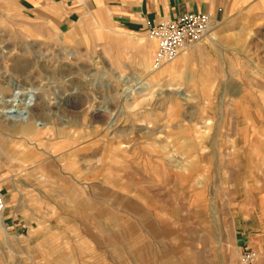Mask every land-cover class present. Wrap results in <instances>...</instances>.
<instances>
[{
  "label": "rangeland",
  "instance_id": "374dc122",
  "mask_svg": "<svg viewBox=\"0 0 264 264\" xmlns=\"http://www.w3.org/2000/svg\"><path fill=\"white\" fill-rule=\"evenodd\" d=\"M23 28L0 2V94L10 79L37 88L47 122L40 142L0 141L18 152L0 186L34 214L2 223L0 264H243L240 232L264 264V13L158 70L144 34L71 43ZM134 84L148 90L129 99Z\"/></svg>",
  "mask_w": 264,
  "mask_h": 264
},
{
  "label": "crops",
  "instance_id": "0c3cea01",
  "mask_svg": "<svg viewBox=\"0 0 264 264\" xmlns=\"http://www.w3.org/2000/svg\"><path fill=\"white\" fill-rule=\"evenodd\" d=\"M0 2L10 3L18 10L20 21L25 26V29H22L23 32H33L37 37L49 40L55 39V36L62 37L63 42L69 40L71 43L81 42L83 36L93 41L88 33L91 34L94 28H98L100 31L116 30L127 35L144 34L146 37V23L154 25L164 19L176 18L185 12L209 13L215 24L213 32L223 39V35L228 30L229 21L238 13L245 10L264 13V0H0ZM212 42L214 41L204 39L200 43L204 48L209 49L217 41ZM145 44L150 45L148 49H145L144 45L145 53L151 54L156 47L155 41L147 40ZM197 50L190 51L183 58L188 60L198 52ZM10 123L6 124L5 122L4 125H0L1 145L2 140L7 138L23 142L37 141L40 137L43 138L46 131L40 126L30 125L23 128L21 125ZM1 145L0 162L5 164L9 157L12 159L10 153L18 152ZM20 149L22 154L29 156L50 153L39 145L27 144ZM1 168L0 164V170ZM5 170L11 171L8 168ZM2 189L6 195V223L11 228L18 230L20 229L19 225L24 226L25 219L34 216V214L28 207L27 200L18 196V190H16L17 195H13L7 188ZM245 236L244 232L239 233V244H246Z\"/></svg>",
  "mask_w": 264,
  "mask_h": 264
},
{
  "label": "built area",
  "instance_id": "2783aa9c",
  "mask_svg": "<svg viewBox=\"0 0 264 264\" xmlns=\"http://www.w3.org/2000/svg\"><path fill=\"white\" fill-rule=\"evenodd\" d=\"M214 27V21L207 12H185L154 25L146 23V37L156 43L150 70H158L204 39L216 40ZM6 207V195L0 187V222L4 223L5 227H10L6 223ZM242 247L240 261L243 264H252L257 257L256 253L247 244Z\"/></svg>",
  "mask_w": 264,
  "mask_h": 264
},
{
  "label": "bare ground",
  "instance_id": "6f19581e",
  "mask_svg": "<svg viewBox=\"0 0 264 264\" xmlns=\"http://www.w3.org/2000/svg\"><path fill=\"white\" fill-rule=\"evenodd\" d=\"M150 48L147 44L145 49ZM119 78H123L119 76ZM122 80V79H121ZM10 85L12 86V93L10 97H5L0 94V122L9 123L13 125H34V126H46L47 122L40 119H36L33 113V105L36 102L37 88L35 87H22L16 81L10 79ZM148 90L147 84H134L125 88L127 98H131L134 94H142ZM9 115V116H8ZM10 123V124H11ZM4 224V223H3ZM0 222V229L3 231L4 226ZM7 230V228L5 227Z\"/></svg>",
  "mask_w": 264,
  "mask_h": 264
}]
</instances>
